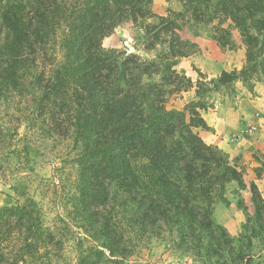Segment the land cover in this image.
Returning a JSON list of instances; mask_svg holds the SVG:
<instances>
[{
    "label": "trees",
    "instance_id": "1",
    "mask_svg": "<svg viewBox=\"0 0 264 264\" xmlns=\"http://www.w3.org/2000/svg\"><path fill=\"white\" fill-rule=\"evenodd\" d=\"M152 2L0 0V150L15 116L47 138L70 141L71 220L84 233L76 264H125L161 234L192 264H264L252 251L253 239L264 238V195L252 181L254 213L238 236L216 223L212 205L225 184L245 183L228 155L196 130L208 128L201 110L219 85L246 80L257 67L264 76V0H186L194 19L217 21L223 46L233 26L246 45L240 72L208 79L198 71L195 84L175 62L104 47L119 24L157 17L144 25L150 46L190 54L196 44L179 34L182 13L157 15ZM193 86L195 102L167 106L168 92ZM23 149L28 157L38 150ZM55 225L33 195L0 205V264H57L66 242Z\"/></svg>",
    "mask_w": 264,
    "mask_h": 264
},
{
    "label": "rangeland",
    "instance_id": "2",
    "mask_svg": "<svg viewBox=\"0 0 264 264\" xmlns=\"http://www.w3.org/2000/svg\"><path fill=\"white\" fill-rule=\"evenodd\" d=\"M186 0H153L152 11L157 15L182 13L179 34L184 40L195 43L190 54L176 57L166 43L150 46L145 24L157 23V17L146 21L123 22L104 37L107 49L135 52L151 61H172L180 74L190 77L194 84L198 71L208 79H217L223 71L240 72L247 65L246 45L241 32L230 27L229 43L223 46L215 37L219 35L216 22H201L185 10ZM225 23L223 27H227ZM159 79V75L153 76ZM168 86L167 89H171ZM196 86L174 89L167 93L169 108L184 109L197 100ZM213 104L201 110L208 128L196 130L203 139L224 151L242 173L244 185L236 181L225 184L222 198L215 199L211 217L224 226L232 236H238L248 217L254 213L250 192L254 181L264 195V76L260 68L249 72L245 80L238 76L213 91ZM20 117L19 115H17ZM16 118L7 124L8 138L0 150V205L23 202L28 195L39 200L49 222L63 234L66 242L65 258L57 264H76L78 239L84 235L72 218V197L76 170L71 162L70 141L61 137L54 140L34 132L27 123ZM10 131V133H9ZM25 143L38 150L28 157ZM62 218L65 220H62ZM167 234L152 236L148 246L130 257L125 264H192L189 257L173 252ZM252 251L264 260V238L255 237Z\"/></svg>",
    "mask_w": 264,
    "mask_h": 264
}]
</instances>
